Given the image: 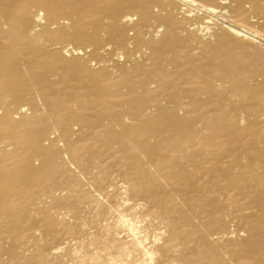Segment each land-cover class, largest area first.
Here are the masks:
<instances>
[{
  "label": "bare ground",
  "instance_id": "bare-ground-1",
  "mask_svg": "<svg viewBox=\"0 0 264 264\" xmlns=\"http://www.w3.org/2000/svg\"><path fill=\"white\" fill-rule=\"evenodd\" d=\"M227 38L264 47V0H0V137L20 131L37 155L0 146V214H25L3 208L11 195H51L59 182L46 177L67 180L70 167L45 139L50 130L67 142L72 164L83 152L78 141L92 142L86 168L106 157L98 183L119 173L107 196L66 203L86 202L95 217L112 219L98 242L111 229L125 232L121 248L132 264H264L261 133L255 125V164L244 163L239 142L253 129L225 109L238 96L249 110L264 95L241 77L249 64L221 61ZM247 168L254 184L239 191ZM43 222L54 240L56 219L45 213Z\"/></svg>",
  "mask_w": 264,
  "mask_h": 264
},
{
  "label": "rangeland",
  "instance_id": "rangeland-1",
  "mask_svg": "<svg viewBox=\"0 0 264 264\" xmlns=\"http://www.w3.org/2000/svg\"><path fill=\"white\" fill-rule=\"evenodd\" d=\"M218 55L219 57H221V61L225 59V57L231 56L236 60H240L249 64L248 72L241 75V77L246 79L248 82L254 83L255 91H257V89H261V93L264 95V47L251 45L233 38H227L224 39L220 44ZM245 103L246 102L242 99V97L235 96L232 102L225 105L227 106L225 107V109L227 110V112H230L231 115H234L236 117L242 116V118L244 119L243 127L253 129V135L245 136L240 140L239 144L241 146H244V150H240L239 155H241V157L243 158L244 163L252 162L253 164H255V125H257V131L261 133L262 136H260L259 138L260 144L258 149L264 152V102H262L261 105H253L249 110H245ZM34 128L35 127L33 125H27L25 127V130H32ZM20 134V131H17L15 134L12 133L0 137V146L3 147L7 145H16L17 147H13L11 149V152H17L15 154L17 157H30L31 159H36L37 155L34 149L26 143V141ZM46 138H50V140L54 141V143L58 145L57 150L59 152V156L62 158L63 162L70 167L68 173H66L68 178L67 180H63L64 176L59 173L53 174L52 177H46L45 180H47V182H59L57 185L52 186L53 193L51 195L37 193L33 201L26 200L22 197L20 198L17 195H11L5 199V202L3 203V208H5V210H11L14 212L22 210L25 214H20L19 217H17L18 219L8 218L6 217V215L0 214V263L29 264V259L35 258L39 262H47L46 264H48L49 262V264H104L106 261L107 264H111L108 263L111 261L112 264H132L127 258L126 254L124 255L125 252L121 248V243L123 242L122 240L125 239V232H121L123 234L119 233L120 236L119 234L114 236V229H111L112 232L105 237V240H107V242L105 240L103 243L98 242L99 239L105 236L104 231L105 229H107V227L112 228L113 226H115L112 219H110L109 217H98L100 219L99 220L94 216L95 213L93 207L88 204L87 206H85L86 202H79L80 204L76 208L71 204L66 203L67 201L79 200V198L88 194H92L93 196L99 193V195L105 197L110 192L112 193L113 189L117 190V186L120 185V179L118 178L119 173L117 172V170L114 169L110 173H106V179L102 183H98L97 181H95V177L103 172L104 167L108 165L109 162H105L106 157L104 156H95V158H97L96 160L100 164L97 163L98 165L95 164L96 166L92 165L88 168L85 167L83 162L86 159L89 160L90 157H92L91 154L93 153L91 151L89 152V150H85L86 145H91V141H78L77 145L83 148V152L79 155V160H77L78 162H74L72 164L70 155L67 153V142L65 140L59 139L57 132H53L50 130H46L45 139ZM195 142L203 145H205L206 143L203 137H197L195 139ZM207 150L212 151L210 147H207ZM244 151L249 152L245 153ZM80 157L83 161L80 160ZM13 162V159L7 161V163ZM70 164H72V166ZM78 172L80 173L77 175ZM243 174L244 176L240 178V181L237 183V189L239 191L242 188L246 189V187H248L251 183L254 184L255 171L249 170L247 168L241 175ZM74 185H78L79 187L77 189H73ZM94 191H96L97 193ZM55 198H59V202H55ZM110 205H114V203H110ZM45 213L52 215L56 219L55 232L58 235L52 241V238L50 236L47 238L48 235L45 232L43 222ZM103 221H105L106 223ZM71 225L75 228V233L66 234L64 228ZM104 225H106L105 229ZM100 229L102 230L101 232ZM89 235H92L93 237ZM94 238L97 239L95 240ZM94 241L96 244L94 243ZM75 244L76 246L72 248ZM58 248L59 250L56 251ZM86 248L87 250H85ZM109 248L112 249L109 250ZM12 250L17 251L19 254V257L14 262H12L11 257ZM75 250L76 252L74 254ZM78 252L83 254V256L81 254L79 255ZM89 253L93 256H91ZM116 253H119L117 254L118 257ZM122 255L126 257L123 258ZM94 257H97L96 260ZM108 257H111L112 260ZM80 258L84 259L85 262ZM101 258H103L104 260L101 261ZM114 258L117 262H113ZM118 259H120L121 261ZM73 261H75V263ZM98 261H100L101 263Z\"/></svg>",
  "mask_w": 264,
  "mask_h": 264
}]
</instances>
